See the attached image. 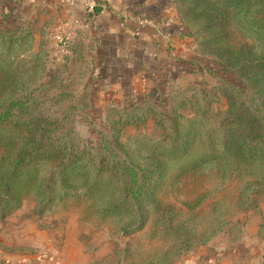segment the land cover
Instances as JSON below:
<instances>
[{
	"label": "trees",
	"instance_id": "trees-1",
	"mask_svg": "<svg viewBox=\"0 0 264 264\" xmlns=\"http://www.w3.org/2000/svg\"><path fill=\"white\" fill-rule=\"evenodd\" d=\"M171 1L183 32L196 38L202 54L214 56L207 65L200 56L191 61L210 72H229L236 81L221 77L223 85L197 87L200 100L209 97L203 103L190 97L174 99V90L158 85L139 98L127 95L124 104L110 100L105 107L113 109L110 121L118 125L109 137L99 134L93 140L69 134L71 127L40 109L39 90L50 88L62 71H45L46 45L40 42L34 50L31 26L11 17L0 0V216L26 195L35 198L40 211L67 198L97 203L95 210L102 215L128 218L119 224L123 234L140 229L153 213L162 237H173L165 250L172 253L155 261L165 264L228 222L211 218L209 235L204 228L199 238L189 233L192 226L186 220L173 222L174 208L157 199L172 164V180L206 165L221 176L243 178L238 204L264 193V0ZM62 93L58 89L53 95ZM221 96L225 102L219 106ZM190 103L191 115L183 114L181 109ZM142 105L145 114L154 112L159 137L140 140L129 149L118 132L133 120L120 112L130 107L135 120L143 119L145 115L134 114Z\"/></svg>",
	"mask_w": 264,
	"mask_h": 264
},
{
	"label": "rangeland",
	"instance_id": "rangeland-1",
	"mask_svg": "<svg viewBox=\"0 0 264 264\" xmlns=\"http://www.w3.org/2000/svg\"><path fill=\"white\" fill-rule=\"evenodd\" d=\"M170 2L175 11V19L180 22L176 5L171 0ZM189 38L192 52L188 63H180L176 68H171L166 77H157L150 86L158 85L165 91L174 90V99L190 97L203 103L209 97L200 100L197 87L223 85L219 82L221 77H227L232 82L236 78L229 72H210L197 59V62H192L191 59L200 56L207 65L214 56L209 52L202 54L196 38L192 35ZM43 64L46 72L59 69L62 74L60 80L55 81L50 88L39 90L42 94L40 109L49 117L63 121L64 127H71L69 134L75 132L82 139L93 140L99 134L109 137L113 126L118 125L110 121L112 115L109 117V114L113 109L105 107V98L108 95L105 92L111 89L110 86L97 83L83 86L78 81L77 65L69 66L62 62L55 66V61L49 56ZM58 89H62L63 93L54 96V91ZM118 95L123 96L119 100L120 104L128 102L126 93ZM131 95L134 98L142 97L139 92ZM223 102L225 98L221 96L218 105H223ZM72 104L75 107L69 110ZM189 105L181 109L183 114H190L192 106L191 103ZM126 108V113L120 112V115L133 122L121 126L118 132L121 142L129 145L127 147L130 149L140 140L159 137L154 123V112L145 114L142 105L141 109L134 110V114L141 117L145 115V118L135 120L132 108ZM159 111L157 109L156 112ZM175 164L169 168V177L157 194L161 205H170L176 211L173 222L178 219L186 220L192 226L189 233L199 238L204 228L205 235H209L210 227L207 225L212 223L211 218H226L228 222L222 224L220 230L198 244L211 243L234 249L239 239H242L239 242L242 245L248 246L251 243L250 248L254 255L251 264H264V193L254 195L253 202L244 201L238 204L236 194L243 178L235 175L221 176L214 166L206 165L199 171L184 173L172 180ZM96 205L97 203L92 204L83 199L67 198L55 201L50 207L40 211L35 198L26 195L16 208L0 216V251L33 254L39 248H46L60 260L62 257L74 264H155L162 256L172 253V250H165L170 249L173 237L170 233H165L162 237L161 229L153 222V213L149 214L140 229L123 234L119 224L128 218L114 214L102 215L95 210ZM214 226L215 224L211 227ZM187 251H183L181 255ZM175 257L165 264L172 263L176 260Z\"/></svg>",
	"mask_w": 264,
	"mask_h": 264
},
{
	"label": "crops",
	"instance_id": "crops-1",
	"mask_svg": "<svg viewBox=\"0 0 264 264\" xmlns=\"http://www.w3.org/2000/svg\"><path fill=\"white\" fill-rule=\"evenodd\" d=\"M4 1L11 17L31 26L34 50L43 42L55 66L77 65L83 86H110L105 102L120 104L122 93L142 96L157 77L187 64L192 52L170 0H98L92 12L85 11L83 0ZM145 18L148 22L140 23ZM62 21L68 22L71 41L66 50L55 52L52 32ZM241 240L234 249L197 244L170 264H251V243L246 249ZM33 255L0 251V264H38ZM59 261L74 264L62 257Z\"/></svg>",
	"mask_w": 264,
	"mask_h": 264
},
{
	"label": "built area",
	"instance_id": "built-area-1",
	"mask_svg": "<svg viewBox=\"0 0 264 264\" xmlns=\"http://www.w3.org/2000/svg\"><path fill=\"white\" fill-rule=\"evenodd\" d=\"M97 1L98 0H83L85 11L92 12ZM143 22H148V19H141L140 23ZM52 37L55 40V52L66 50L71 41V31L68 22L62 21L57 25L56 29L52 32ZM33 254L38 264H60L58 256L49 249L39 248L35 250Z\"/></svg>",
	"mask_w": 264,
	"mask_h": 264
}]
</instances>
